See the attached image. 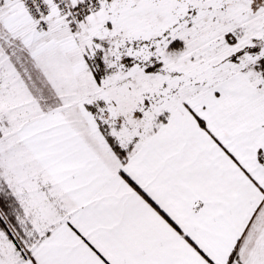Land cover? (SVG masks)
<instances>
[{
  "label": "snow or ice",
  "instance_id": "1",
  "mask_svg": "<svg viewBox=\"0 0 264 264\" xmlns=\"http://www.w3.org/2000/svg\"><path fill=\"white\" fill-rule=\"evenodd\" d=\"M0 264H264V0H0Z\"/></svg>",
  "mask_w": 264,
  "mask_h": 264
}]
</instances>
